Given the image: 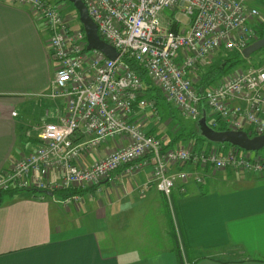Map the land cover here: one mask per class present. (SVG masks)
<instances>
[{"label": "built area", "instance_id": "built-area-1", "mask_svg": "<svg viewBox=\"0 0 264 264\" xmlns=\"http://www.w3.org/2000/svg\"><path fill=\"white\" fill-rule=\"evenodd\" d=\"M9 1L27 6L43 21L49 54L56 61L43 96L61 99L64 112L58 121L43 123L32 151L0 171V191L86 189L118 169L122 172L113 178L150 166L151 178L139 194L154 183L171 204L174 188L184 193L190 178L203 183L207 174L227 168L264 176V154L232 148L221 152L216 145L198 149L192 143L166 148L163 138L147 133L140 110L156 113V106L126 61L142 66L165 101L182 114L199 119L205 110L212 128L261 134L263 67L234 69L202 93L196 88V71L209 66L213 54L222 49L241 54L258 39L256 27L264 18L248 0H82L100 38L117 51L115 59L86 48L78 16L65 11V4ZM176 12L186 15L188 23L182 25ZM109 139L119 145L90 164L80 162ZM80 200L73 194L62 202L79 207Z\"/></svg>", "mask_w": 264, "mask_h": 264}, {"label": "crops", "instance_id": "crops-1", "mask_svg": "<svg viewBox=\"0 0 264 264\" xmlns=\"http://www.w3.org/2000/svg\"><path fill=\"white\" fill-rule=\"evenodd\" d=\"M55 68L43 21L25 5L0 0V171L33 150L44 122L63 114L61 99L43 96ZM157 110L171 129L166 126L161 133L146 109L140 110L146 116L144 130L167 143L172 126H181L158 103ZM118 145L117 139L106 140L80 162L90 164ZM121 172L100 182L107 184L103 198L96 196L101 184L82 189L79 207L33 191H0V264H264V176L217 170L203 183L190 178L184 193L174 188L169 204L154 183L139 194L151 178L150 166L113 178ZM169 210L176 220L177 245L170 244L162 222ZM156 220L159 235L166 233L165 246L139 238V231L149 230Z\"/></svg>", "mask_w": 264, "mask_h": 264}, {"label": "trees", "instance_id": "trees-1", "mask_svg": "<svg viewBox=\"0 0 264 264\" xmlns=\"http://www.w3.org/2000/svg\"><path fill=\"white\" fill-rule=\"evenodd\" d=\"M73 10H75L74 7H73ZM75 14H76V16H78L76 10H75ZM77 20L79 22L78 17H77ZM79 26L82 28V25L80 22H79ZM256 31L258 33V38H260L264 33V22L257 25ZM222 53L225 55L220 56L221 55V52H220L218 62L211 63L209 66H206V67L198 68V70L196 71L195 75H197V78H198V82L196 83V88H197V91L199 93H202L205 89H207L208 87H210L213 84H216L222 77L227 75L233 69L234 64L245 61V58H243L242 54H240L239 52L226 51V52H222ZM126 61L130 65V67L134 71H136V73L139 75V77L143 83V86H144L145 97L153 100L155 103V106L157 108V103H158L159 99H162L165 101V99L162 96L160 89L152 83V80L148 76L147 71L142 66H140L136 61L130 60V59H128ZM228 62H230L229 65H227ZM205 113H206V111H205ZM207 124L211 125L210 122L208 121V119H207ZM180 126H181L180 129L175 131L174 134L170 136L169 141L167 143H165L166 148L173 147L175 145H181L184 142L189 141L188 143H192L194 145V147H196L198 149H202L203 147L199 144H201V142L206 140L211 145L212 144L216 145V146L217 145H226L227 149L232 148V149L237 150L239 152H251V151H246L244 149H241L237 146L231 145L229 143L217 144V143H213V142L208 141L207 139H205L200 134V130L196 124L191 129H187L186 127H184L183 124H181ZM215 128L219 129V130L225 129V127L223 125L216 126ZM250 136H253V135L250 134ZM157 137L161 138V136H157ZM254 152L256 154H258L257 151H254ZM92 187H95V186H92ZM28 191L37 192V194H40L41 196H47V195L41 193L40 190L36 191L33 189V190H28ZM55 191H58L60 194V197H62L63 199L68 197V196H71L73 194H77V193L81 194L83 192L82 189H75V190L66 189V190H54V191H52L53 194L55 193ZM175 245H177V244H175ZM177 249H178V246H177Z\"/></svg>", "mask_w": 264, "mask_h": 264}, {"label": "rangeland", "instance_id": "rangeland-1", "mask_svg": "<svg viewBox=\"0 0 264 264\" xmlns=\"http://www.w3.org/2000/svg\"><path fill=\"white\" fill-rule=\"evenodd\" d=\"M49 1L56 3V4H59V5L65 4L66 5L65 11L71 10L73 13L75 12V10H73L72 4L67 0H49ZM248 4L250 6L257 8L258 11L260 12L261 16L264 18V0H248ZM168 13H169V11H166V14H168ZM176 16H177V18H179L182 21V25L184 23H188V20H189L188 17H186V15L182 14L181 12H176ZM76 24L79 25L78 20H76ZM226 51L227 50L222 49L218 53L213 54L211 63L218 62L220 52H221L220 56H222V55L224 56L225 54H223L222 52H226ZM229 64H230V62H228L227 65H229ZM248 66H260V67L264 68V47L253 52L250 55V57L245 58V61L234 64L232 70L242 69V68H246ZM54 101H56V100H54ZM28 102L24 105L27 108L29 107ZM158 105H161L163 107V109L165 110V112L168 116H169V113H171L172 117L175 118V124L177 126H180L181 124H183L184 127H186L187 129H191L192 127L195 126L197 119H193L192 117H190L188 115L182 114L181 111L179 109H177L175 106L170 104L174 108L168 107V104L166 103V101H164L162 99L158 100ZM42 109H45V108H42ZM146 109H149V108H146ZM149 110L151 111V113L153 115L152 117L155 118L154 120H156V122L158 121V126H159V130H161V133H164L166 126L170 127V129H171L172 124L171 125L169 124V121L165 118L166 116H164V118H162L160 116V113L157 110V108H156V113L151 109H149ZM144 124L146 125L147 122H144ZM173 129H175L174 131H177L179 128L177 127V129H176V127L174 128V126H172V130ZM201 143H204L205 145L208 144V142L206 140L201 142ZM204 144H199V145H201L204 148L205 147ZM217 144H223V143H217ZM257 152L264 153V148L259 149ZM127 177H130V176H127ZM121 178H126V177H121ZM110 181L112 182L115 180H113V178H112V180H110ZM115 183H117V182H115ZM100 184L101 183H99L97 186L99 187ZM100 188L103 191L100 192V194L97 193L96 196L98 198H103L104 197L103 195L106 194L105 189H107V184H101ZM46 197H49V198L53 197V198L60 199V194L58 191H55V193L52 196H46ZM162 212H166V209H164ZM173 213H174L173 211L171 212V210H169L168 216L167 217L165 216L163 218L162 222H163L164 228H166V227L169 228L170 239H171L170 244H174V243L177 244L178 242H177L176 236H177L178 230L176 227V220L173 216ZM160 227H161L160 224H158L157 220H156L155 224H153L151 226V228H149V230L145 229L144 231H142V230L139 231V238L140 239L145 238L148 241L150 240V242L153 243V246H160V247L165 246L166 242H168V240L166 237V233H163L162 236L159 235L158 232L160 230ZM133 238H135L134 234H133Z\"/></svg>", "mask_w": 264, "mask_h": 264}, {"label": "water", "instance_id": "water-1", "mask_svg": "<svg viewBox=\"0 0 264 264\" xmlns=\"http://www.w3.org/2000/svg\"><path fill=\"white\" fill-rule=\"evenodd\" d=\"M78 14L79 22L82 25L83 31L85 33L87 46L89 49H98L102 51L105 56L110 59H115L118 56L115 48L105 42L100 38L96 23L88 15L87 8L82 0H68ZM264 47V33L263 35L256 39L254 42L246 46L241 54L244 58L250 57V55ZM196 125L200 130V134L210 142L213 143H229L231 145L237 146L246 151H258L264 148V132L258 135L250 136L242 130H229L223 129L218 130L210 127L206 122V113L203 111L200 118L197 120ZM38 191V190H36ZM41 193L52 196L53 192L50 190H40Z\"/></svg>", "mask_w": 264, "mask_h": 264}]
</instances>
